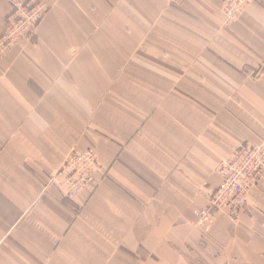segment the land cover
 Returning <instances> with one entry per match:
<instances>
[{"label":"crops","instance_id":"crops-1","mask_svg":"<svg viewBox=\"0 0 264 264\" xmlns=\"http://www.w3.org/2000/svg\"><path fill=\"white\" fill-rule=\"evenodd\" d=\"M48 1L0 58V264H264V172L237 223L194 216L264 138V0L228 26L223 0H119L112 26ZM74 150L99 169L70 202L48 178Z\"/></svg>","mask_w":264,"mask_h":264},{"label":"built area","instance_id":"built-area-1","mask_svg":"<svg viewBox=\"0 0 264 264\" xmlns=\"http://www.w3.org/2000/svg\"><path fill=\"white\" fill-rule=\"evenodd\" d=\"M255 0H223L221 10L224 26L234 22L244 9ZM48 6L43 0H10L5 26L0 32V58L20 41L30 40L36 23ZM99 169L97 156L92 150L72 151L60 169L48 178L61 199L74 202L94 181ZM220 179L217 187L206 196V206L194 211L196 226L208 231L214 213L224 214L237 223L248 200L250 190L258 185L264 172V138L257 143L246 142L234 154L220 160L216 166Z\"/></svg>","mask_w":264,"mask_h":264},{"label":"rangeland","instance_id":"rangeland-1","mask_svg":"<svg viewBox=\"0 0 264 264\" xmlns=\"http://www.w3.org/2000/svg\"><path fill=\"white\" fill-rule=\"evenodd\" d=\"M48 1V0H47ZM46 0H43L44 4H46L48 6V10L45 12V14L50 10V4L47 2ZM127 0H121V2H125ZM119 0H104L103 3L102 2H98V0H88V6L91 9V12L96 13L98 6H100L102 4V8L101 10H103V13H101V15L103 16V18L100 16V13H98V15L101 17V21L104 22L106 25L108 24L109 26H112L113 22H114V15H115V5H119ZM44 14V16H45ZM127 15L126 13L124 14V16ZM43 16V17H44ZM42 17V18H43ZM41 18V19H42ZM40 19V20H41ZM39 20V21H40ZM39 21L36 23L35 26V31L32 37H30V40H33V38L36 36V30L39 26ZM98 28V27H97ZM96 25L93 28V35L95 34V30L97 29Z\"/></svg>","mask_w":264,"mask_h":264}]
</instances>
